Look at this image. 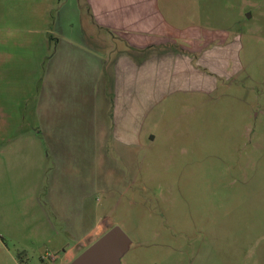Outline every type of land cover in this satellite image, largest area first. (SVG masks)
<instances>
[{
	"label": "rangeland",
	"instance_id": "1",
	"mask_svg": "<svg viewBox=\"0 0 264 264\" xmlns=\"http://www.w3.org/2000/svg\"><path fill=\"white\" fill-rule=\"evenodd\" d=\"M161 1L176 27L224 43L193 55L196 76L165 78L127 156L112 142L79 145L85 182L88 163L97 171L89 208L101 237L118 227L130 239L122 264H264V0ZM75 2L0 0V264H61L56 245L73 246L54 233L64 227L46 200L61 168L38 110Z\"/></svg>",
	"mask_w": 264,
	"mask_h": 264
},
{
	"label": "crops",
	"instance_id": "2",
	"mask_svg": "<svg viewBox=\"0 0 264 264\" xmlns=\"http://www.w3.org/2000/svg\"><path fill=\"white\" fill-rule=\"evenodd\" d=\"M163 5L161 0H82L63 15L38 110L48 154L61 168L51 174L46 200L51 216L64 227L54 233L73 244L56 245L63 252L61 264H69L95 236L101 237L95 209L87 202L97 171L88 163L85 182L79 160L89 153L78 150L80 144L96 142L100 148L102 141L112 142L115 154L127 156L126 147L141 140L144 111L164 96L165 78L196 76L200 70L193 55L224 43V35L176 27L166 19ZM206 67L220 70L217 65ZM104 109L110 112V125L103 129ZM68 142L76 148L69 150Z\"/></svg>",
	"mask_w": 264,
	"mask_h": 264
},
{
	"label": "water",
	"instance_id": "3",
	"mask_svg": "<svg viewBox=\"0 0 264 264\" xmlns=\"http://www.w3.org/2000/svg\"><path fill=\"white\" fill-rule=\"evenodd\" d=\"M130 243V239L120 228H113L70 264H122V257L128 251Z\"/></svg>",
	"mask_w": 264,
	"mask_h": 264
},
{
	"label": "flooded vegetation",
	"instance_id": "4",
	"mask_svg": "<svg viewBox=\"0 0 264 264\" xmlns=\"http://www.w3.org/2000/svg\"><path fill=\"white\" fill-rule=\"evenodd\" d=\"M91 245H92V244H90L89 246H91ZM74 260H75V259H74ZM74 260H73V261H74ZM73 261H71V262H73ZM71 262H70V263H71ZM70 263H69V264H70Z\"/></svg>",
	"mask_w": 264,
	"mask_h": 264
}]
</instances>
